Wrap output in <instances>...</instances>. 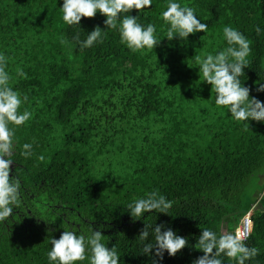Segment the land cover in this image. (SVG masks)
<instances>
[{"label": "trees", "instance_id": "1", "mask_svg": "<svg viewBox=\"0 0 264 264\" xmlns=\"http://www.w3.org/2000/svg\"><path fill=\"white\" fill-rule=\"evenodd\" d=\"M179 2L196 9L207 34L167 40V0H153L139 22L154 23L162 41L140 54L120 43L117 30L81 50L75 37L106 30L99 13L69 26L63 0H0V52L14 77L17 68L27 74L13 86L33 113L16 132L11 169L26 199L0 225V264H48L51 238L90 226L103 228L120 264H151L138 238L144 222L165 224L189 241L175 257L165 253L162 264H192L203 255L194 247L201 230L234 232L249 213L246 243L260 254L248 264H264V123L237 122L216 107L195 62L225 46L224 26L239 29L252 42L241 83L264 102L256 91L264 83V32L256 33L264 29V0ZM26 142H35L29 159L19 155ZM153 190L173 202L171 216L134 221L127 204Z\"/></svg>", "mask_w": 264, "mask_h": 264}, {"label": "clouds", "instance_id": "2", "mask_svg": "<svg viewBox=\"0 0 264 264\" xmlns=\"http://www.w3.org/2000/svg\"><path fill=\"white\" fill-rule=\"evenodd\" d=\"M152 5L153 0H63L59 9L63 21L69 26H80L82 18H94L97 13L106 18V30L96 27L84 40L75 37L81 50L102 43L108 30H117L121 44L132 53L144 54L162 41L154 23L145 25L139 22L141 11L150 9ZM133 9L139 15H129ZM162 20L169 41L177 38L187 41L191 35L208 32V25L197 16L196 9L179 0H167ZM262 32L264 29L256 28L258 35ZM222 42L225 45L222 49L195 56L200 79L202 77L203 83L211 86V92L215 94L214 105L227 108L233 120L247 124L250 121L264 123V102L252 97L251 89L241 83L250 63L252 42L239 29L229 25L223 27ZM15 77L26 79L27 74L22 68H17ZM15 77L8 70V57L0 52V225L3 226L25 203L23 181L17 172L12 174L11 166L16 163V132L33 118V113L24 107L28 96L13 86ZM256 91L264 93V83H259ZM34 143H24L19 155L24 159L31 158ZM172 207V201L153 190L134 198L126 209L134 221H139L147 213L171 216ZM144 223L138 238L142 245L141 255L149 257L151 264H162L165 253L175 257L189 246L187 238L177 235L167 225ZM102 231V227L94 230L91 226L87 231L76 227L64 229L59 239L50 240L48 264H120L121 256L116 245L109 249V241L105 242ZM250 235L246 227H237L227 234L203 229L194 246L203 255L192 264H225L226 259L234 261V264H248L260 254L259 248L247 245Z\"/></svg>", "mask_w": 264, "mask_h": 264}, {"label": "built area", "instance_id": "3", "mask_svg": "<svg viewBox=\"0 0 264 264\" xmlns=\"http://www.w3.org/2000/svg\"><path fill=\"white\" fill-rule=\"evenodd\" d=\"M251 215L252 213H249L248 216L245 218V220L243 221V223L241 224V228H248L250 230V232L252 233V228H253V222L251 219Z\"/></svg>", "mask_w": 264, "mask_h": 264}, {"label": "rangeland", "instance_id": "4", "mask_svg": "<svg viewBox=\"0 0 264 264\" xmlns=\"http://www.w3.org/2000/svg\"><path fill=\"white\" fill-rule=\"evenodd\" d=\"M253 183H254V184H253V187H254V186L256 185V182H253ZM258 185H259V184H258ZM260 185H261V184H260ZM255 187H257V186H255ZM255 187H254V188H255Z\"/></svg>", "mask_w": 264, "mask_h": 264}]
</instances>
